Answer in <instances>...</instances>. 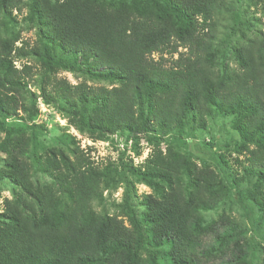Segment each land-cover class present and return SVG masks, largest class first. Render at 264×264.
I'll return each mask as SVG.
<instances>
[{
  "label": "trees",
  "instance_id": "1",
  "mask_svg": "<svg viewBox=\"0 0 264 264\" xmlns=\"http://www.w3.org/2000/svg\"><path fill=\"white\" fill-rule=\"evenodd\" d=\"M24 7L38 44L0 37V152L11 154L0 179L14 186L0 213V264H264V31L248 15L264 0H0V16L14 21ZM26 55L40 65L46 105L93 140L119 133L137 152L146 136L145 165L101 167L70 135L40 148L34 125L16 118L37 115L32 67L14 65ZM59 71L109 87L71 85ZM219 116L237 134L239 172L223 155L216 171L177 150ZM136 184L151 189L138 205ZM120 185L118 215L93 208Z\"/></svg>",
  "mask_w": 264,
  "mask_h": 264
},
{
  "label": "rangeland",
  "instance_id": "2",
  "mask_svg": "<svg viewBox=\"0 0 264 264\" xmlns=\"http://www.w3.org/2000/svg\"><path fill=\"white\" fill-rule=\"evenodd\" d=\"M249 16H253L258 19L256 27L254 29L264 31V12L261 9L253 10L249 9ZM14 21L5 20L0 16V37H6L9 35H19L18 41L15 43V47H25L31 49L38 43V28L34 23L26 21L28 17V9L22 8L21 11H14L12 13ZM7 23L6 26H3ZM14 55V54H13ZM155 60L158 59V55L152 56ZM177 55L174 56L176 58ZM14 65L17 69H21L23 65H30L32 67V78L28 81V90L36 95V108L37 115L32 121L27 120V116L21 110L18 111V119H23V123L34 125L36 140L40 148L50 147H63L61 142L63 135H70L77 141L80 149L88 153L95 164L103 167L108 163H113L114 166H120V159L122 163L131 161L135 167H143L153 150V143L147 140L146 136H140L139 148L136 152L132 148V141L127 139L125 135L116 133L109 136L106 140H93L88 135L80 133L73 125L69 124L67 118L60 114L55 106L52 104L46 105L44 99L41 96L39 90L38 79H40L41 68L39 63L33 56L26 55L20 56L14 59ZM232 65V64H231ZM233 66V65H232ZM58 80L64 79L71 85H76L81 82H85L90 86H107V83H96L90 80L78 76L75 73L67 71H59L56 73ZM50 91V89H48ZM1 137H3L1 135ZM173 137H169L162 141L160 148L165 152L167 142L171 141ZM237 134L231 127V118L229 117H216L215 119L207 120L206 127L203 130H188L183 135V141L185 144H176L178 151L191 158V160L199 167L207 166L211 169L217 170L216 157L223 155L229 162L231 169L234 172H239V167L234 163L236 154L232 152L233 141L237 140ZM11 156L10 153L0 152V162L4 159H8ZM242 159V157H240ZM32 180L39 183H48L50 178L39 172L32 173ZM13 184L6 179H0V213L4 210V201L12 199ZM124 192V185H120L116 190L108 192L104 191V201L101 204H94L93 208L100 212L109 215L117 214L119 210L115 208L116 204L121 203ZM151 192V189L143 184L135 185V192L133 196V204L138 205V202L142 199L143 195H147ZM142 211L141 208L138 212ZM231 212L241 220L243 212L236 204L231 206ZM207 220L214 218V213L206 215ZM124 220L125 225L128 223ZM243 221V220H241ZM246 221V220H244ZM261 251L264 253V239L260 241ZM202 264H211L202 263Z\"/></svg>",
  "mask_w": 264,
  "mask_h": 264
}]
</instances>
